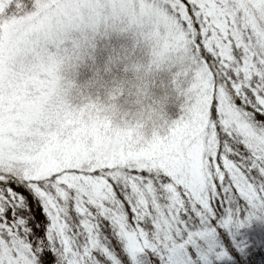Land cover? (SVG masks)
I'll return each mask as SVG.
<instances>
[{"label": "snow or ice", "instance_id": "1", "mask_svg": "<svg viewBox=\"0 0 264 264\" xmlns=\"http://www.w3.org/2000/svg\"><path fill=\"white\" fill-rule=\"evenodd\" d=\"M42 10L0 0V31ZM133 18L186 65V106L118 158L30 167L0 145V264H264L236 238L264 217V0H136Z\"/></svg>", "mask_w": 264, "mask_h": 264}, {"label": "clouds", "instance_id": "2", "mask_svg": "<svg viewBox=\"0 0 264 264\" xmlns=\"http://www.w3.org/2000/svg\"><path fill=\"white\" fill-rule=\"evenodd\" d=\"M40 3L43 24L0 31V145L27 166H61L118 158L165 136L176 118L168 104L186 106L194 81L181 75L184 63L155 55L163 42L133 18L136 0ZM113 35L130 46L98 64L97 41Z\"/></svg>", "mask_w": 264, "mask_h": 264}, {"label": "trees", "instance_id": "3", "mask_svg": "<svg viewBox=\"0 0 264 264\" xmlns=\"http://www.w3.org/2000/svg\"><path fill=\"white\" fill-rule=\"evenodd\" d=\"M130 44L131 41L124 36L113 35L108 40H98L95 51L96 62L98 64H103L113 48L119 49L122 45L130 46ZM81 73L84 75V79L91 75V72L87 68L82 69ZM161 79L167 81L170 77L167 73H161ZM156 91L158 94H162L164 90L158 87ZM236 238L249 246H251L252 241L255 240L257 242V248L255 249L257 256L264 255V249H260L258 246L259 241L264 239V217L254 218L249 224L239 228L236 232ZM223 239L224 237L221 236V242H223ZM229 240H231V237H229ZM214 264H226V260L214 261Z\"/></svg>", "mask_w": 264, "mask_h": 264}, {"label": "rangeland", "instance_id": "4", "mask_svg": "<svg viewBox=\"0 0 264 264\" xmlns=\"http://www.w3.org/2000/svg\"><path fill=\"white\" fill-rule=\"evenodd\" d=\"M166 73V72H165ZM168 74V73H167ZM80 79H84V75L81 73ZM178 103L170 102L167 107V111L172 118H175L178 113Z\"/></svg>", "mask_w": 264, "mask_h": 264}]
</instances>
